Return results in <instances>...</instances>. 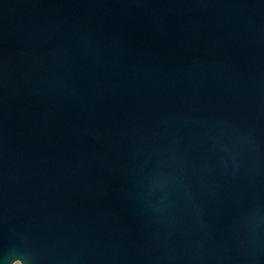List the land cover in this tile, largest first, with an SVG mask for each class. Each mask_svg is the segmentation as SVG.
I'll use <instances>...</instances> for the list:
<instances>
[{
    "label": "water",
    "instance_id": "water-1",
    "mask_svg": "<svg viewBox=\"0 0 264 264\" xmlns=\"http://www.w3.org/2000/svg\"><path fill=\"white\" fill-rule=\"evenodd\" d=\"M0 264H264V0H0Z\"/></svg>",
    "mask_w": 264,
    "mask_h": 264
}]
</instances>
